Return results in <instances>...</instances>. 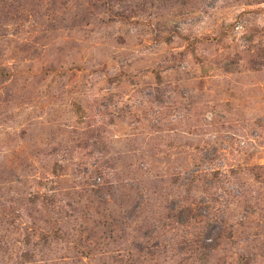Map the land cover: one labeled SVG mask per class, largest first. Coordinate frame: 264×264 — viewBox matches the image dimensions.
Masks as SVG:
<instances>
[{
  "label": "rangeland",
  "instance_id": "1",
  "mask_svg": "<svg viewBox=\"0 0 264 264\" xmlns=\"http://www.w3.org/2000/svg\"><path fill=\"white\" fill-rule=\"evenodd\" d=\"M0 264H264V0H0Z\"/></svg>",
  "mask_w": 264,
  "mask_h": 264
}]
</instances>
